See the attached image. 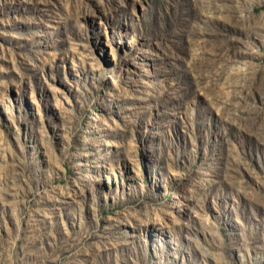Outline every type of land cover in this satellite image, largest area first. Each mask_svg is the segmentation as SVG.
<instances>
[{
	"label": "rangeland",
	"instance_id": "374dc122",
	"mask_svg": "<svg viewBox=\"0 0 264 264\" xmlns=\"http://www.w3.org/2000/svg\"><path fill=\"white\" fill-rule=\"evenodd\" d=\"M0 264H264V0H0Z\"/></svg>",
	"mask_w": 264,
	"mask_h": 264
}]
</instances>
